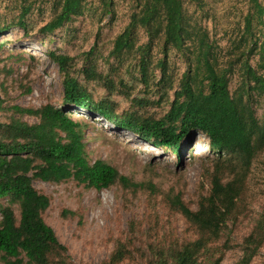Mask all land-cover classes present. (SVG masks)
I'll return each instance as SVG.
<instances>
[{"label":"rangeland","instance_id":"374dc122","mask_svg":"<svg viewBox=\"0 0 264 264\" xmlns=\"http://www.w3.org/2000/svg\"><path fill=\"white\" fill-rule=\"evenodd\" d=\"M204 1L206 12L190 4L188 14L192 21H201L198 28L206 30L214 41L218 65L233 63L230 90L238 93L245 77L236 42L244 31L248 2ZM26 6L30 8L21 17ZM54 6L55 0H0V28L10 26L0 33V119L6 122L15 117L33 124L39 121L36 116L13 107L39 108L53 103L82 121L89 160L103 159L142 185L132 188L115 183L97 189L75 178L62 182L35 179V189L50 201L43 217L66 246L73 264H111L110 258L120 244L126 248V258L115 264H152L153 251L159 247L197 237L195 228L172 208L165 194L178 195L196 210L210 191L217 154L211 150L208 136L200 131H192L177 154L143 141L90 110L64 105L65 72L50 52L72 57L67 72L96 101H111L118 115L160 117L166 113L190 65L176 49L163 54L159 47H152L143 58L144 71L137 50L147 40L142 30L134 34L137 45L132 51L113 56L116 36L129 22L130 0H116L107 15L99 0H88L83 15L53 32H44L41 29L54 16ZM259 29L261 24L256 26ZM258 63L257 49L250 56V64L257 67ZM246 88L249 93L245 100L264 125V93L254 88V82ZM258 159L248 174L242 201H238L239 216L218 242L223 246L231 238L220 264H243L242 239L252 231L264 206V152ZM0 205L13 208L19 222V204L12 197L1 199ZM0 263H4L1 253ZM249 264H264V246Z\"/></svg>","mask_w":264,"mask_h":264},{"label":"trees","instance_id":"16d2710c","mask_svg":"<svg viewBox=\"0 0 264 264\" xmlns=\"http://www.w3.org/2000/svg\"><path fill=\"white\" fill-rule=\"evenodd\" d=\"M115 1L99 0L105 15L112 13ZM130 1L129 22L116 36L112 54L120 56L132 51L137 45L134 34L142 30L147 40L137 50L144 71L143 58L152 47H159L163 54L176 49L186 56L190 67L180 81L170 108L160 117L118 115L111 101H96L76 77L67 72L72 57L50 52L51 58L65 72L62 103L90 110L115 126L134 132L143 141L170 148L177 154H180L181 142L192 131L208 136L217 160L207 196L193 210L178 195L165 194L172 208L180 211L195 228L197 237L170 247H159L153 251L152 264H220L224 250L231 246V238L223 246H218V242L239 216L238 201H242L248 174L264 152V125L245 100L249 93L246 86L251 82L264 93V2L247 0L244 31L236 42V49H241L240 68L245 80L241 91L232 93L229 73L233 63L218 65L214 41L206 30L198 28L201 21H192L188 14L190 4L206 12V1ZM87 3L88 0H55L54 16L41 30L53 32L72 18L83 15ZM29 8L24 7L21 17ZM20 24H23L22 19ZM260 24L262 29L257 31L256 26ZM9 28V25L0 28V33ZM257 49L259 63L254 67L250 56ZM13 108L36 116L39 121L31 124L15 117L6 122L0 119V200L12 197L20 208L18 222L13 208L0 205V253L4 261L0 264H73L66 254V246L43 217L49 198L35 189L33 181L62 182L75 178L97 189L109 188L115 183L132 188L142 184L121 174L103 159L91 162L85 124L64 107L47 103L39 108ZM263 246L264 206L254 220L252 231L242 239V263L249 264ZM125 256L126 248L120 244L109 263L123 261Z\"/></svg>","mask_w":264,"mask_h":264}]
</instances>
